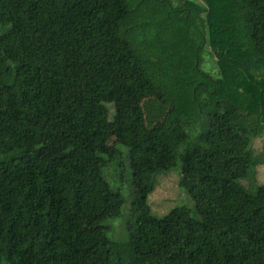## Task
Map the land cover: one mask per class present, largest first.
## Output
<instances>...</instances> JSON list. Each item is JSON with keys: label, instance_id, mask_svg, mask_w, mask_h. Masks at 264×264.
<instances>
[{"label": "trees", "instance_id": "trees-1", "mask_svg": "<svg viewBox=\"0 0 264 264\" xmlns=\"http://www.w3.org/2000/svg\"><path fill=\"white\" fill-rule=\"evenodd\" d=\"M204 2L0 0V264H264V184L238 183L264 129V0ZM117 146L123 241L105 224ZM177 163L195 216L156 218L154 176Z\"/></svg>", "mask_w": 264, "mask_h": 264}, {"label": "rangeland", "instance_id": "rangeland-1", "mask_svg": "<svg viewBox=\"0 0 264 264\" xmlns=\"http://www.w3.org/2000/svg\"><path fill=\"white\" fill-rule=\"evenodd\" d=\"M206 6L204 0H195ZM1 55H5L9 61H12L11 55L6 50H0ZM202 69L215 74L214 59L207 53L203 57ZM142 119L146 123H152L159 119L160 108L152 100L142 102ZM108 119H110L111 109L108 108ZM184 133L186 139L181 145L180 151L184 149L187 144L195 140L196 133L199 128L194 126H184ZM112 137L107 135V143L110 144ZM117 150L121 153V158L116 160L114 164L107 163L103 168V175L108 181L111 189L121 193L124 203L121 207L120 214L106 221L108 227L107 237L123 241L126 238L125 225L127 221V210L132 193V186L130 184V175L127 162L124 159L126 149L117 146ZM252 165L245 179L239 180L238 183L243 186L248 192L253 191L255 187L264 184V129L261 136L255 137L250 142ZM123 173V174H122ZM122 174V178L120 175ZM180 166L177 163L175 167L166 172H160L154 176V187L152 192L147 196L146 203L149 213L156 217L161 218L167 215L174 207L183 206L188 209L190 216H195L193 203L186 194L185 190L179 186Z\"/></svg>", "mask_w": 264, "mask_h": 264}]
</instances>
